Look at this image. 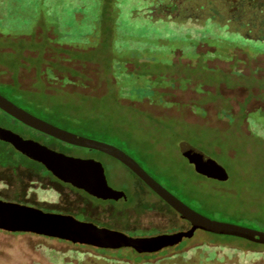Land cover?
Wrapping results in <instances>:
<instances>
[{"label":"rangeland","instance_id":"rangeland-1","mask_svg":"<svg viewBox=\"0 0 264 264\" xmlns=\"http://www.w3.org/2000/svg\"><path fill=\"white\" fill-rule=\"evenodd\" d=\"M232 2L175 0L177 6L155 13L156 19L163 20L154 21L140 11L144 0H49L53 16L44 17L45 23L55 27L62 18L69 28L63 32L70 35L97 24L100 34L90 43H70L66 50L60 31L55 30L46 55L50 59L47 72L64 63L70 75L67 78L57 71L54 79L46 76L48 91L58 93L54 98L38 99L33 106L20 104L56 126L122 148L202 214L264 231V28L252 32L254 39L240 34L245 30L233 20L237 9L229 10ZM82 7L93 21L75 27L72 13ZM112 10L123 26L120 32L113 28L117 20ZM213 12L218 13L217 20ZM115 42L125 46L116 51ZM90 59L98 62L87 63ZM127 64L134 70L128 71ZM0 78L13 81L10 72ZM18 79L22 87L34 88L36 70L23 68ZM135 107L160 118L153 119ZM0 126L37 138L67 155L98 159L110 186L138 196L141 203L124 210L128 204L123 201L88 197L89 202L41 178L56 180L40 164L33 165L40 176L32 167L22 169L19 176L0 168V199L37 204L46 212L64 210L79 220L130 236L191 227L119 160L43 134L1 109ZM179 138L222 165L228 179L218 182L200 177ZM12 157L23 165L32 164L0 141V164H14ZM251 242L198 230L182 246L139 256L132 248L105 249L0 229V264H264V249L251 254ZM218 244L225 247L214 248ZM215 249L216 257L209 258Z\"/></svg>","mask_w":264,"mask_h":264},{"label":"water","instance_id":"water-1","mask_svg":"<svg viewBox=\"0 0 264 264\" xmlns=\"http://www.w3.org/2000/svg\"><path fill=\"white\" fill-rule=\"evenodd\" d=\"M0 109L23 124L65 143L105 153L126 165L182 218L191 223L188 230L163 233L156 236L135 237L125 232L82 221L71 214L46 212L30 206L0 199V229L11 232H32L60 238L73 243L105 249L132 248L138 253H156L179 245L202 230L219 235L235 236L264 245V231L210 218L197 211L147 172L143 166L122 148L63 129L20 107L0 93ZM0 140L11 143L19 152L42 163L48 171L65 183L103 199H128L123 190L110 186L104 164L94 158H81L34 140L26 139L12 129L0 126ZM186 156L196 160V169L209 177L226 180L227 170L204 152L182 141ZM198 160V161H197ZM201 163V164H200Z\"/></svg>","mask_w":264,"mask_h":264},{"label":"trees","instance_id":"trees-1","mask_svg":"<svg viewBox=\"0 0 264 264\" xmlns=\"http://www.w3.org/2000/svg\"><path fill=\"white\" fill-rule=\"evenodd\" d=\"M108 1L111 2L112 0H108ZM144 2L145 3L143 4V7L140 9V11L147 18L154 21L163 20L162 18L156 19L155 13L158 12L160 13L165 8L169 9L177 6L175 0H144ZM82 3H84V0H82ZM48 4H49V0H32V1L0 0V76L1 74H4L6 72H10L13 76L12 82H3L0 78V89L3 90V91L0 90V93L6 96L7 98H9L10 100H12L13 102H15L17 105H19L22 108L24 107L20 104V102H25V103L28 102L29 105L33 106L37 104L36 100L38 99L40 100L51 99L58 94L56 92L48 91V86L46 85V76L50 75L54 79V77L57 76L56 73L57 71L61 72L63 76H66L67 78L70 75L66 71L67 65H65L64 63H59L58 68H51L50 69L51 73L47 72V68H48L47 63L50 62V59H48L46 55L50 53L51 50L50 43L51 40L55 38V33H54L55 30L60 31L61 35L59 38L63 42L62 47L66 50L71 47L70 43H74V44L90 43L91 41H94L97 37H99L98 34H100L99 33L100 27L97 24L91 25L88 28L87 27L82 28L80 33H74L70 35L69 33L63 32L65 29L68 30L69 28L68 25L66 24V21L62 18H58L57 20L58 25L55 27L52 26L51 24L49 25L45 23L43 20L44 17L45 19L46 18L48 19L53 16L52 11L49 9L50 4L49 5ZM110 13L114 18V21L116 20L118 21L115 22L114 25L115 27L113 26V28L118 32H120L123 26L120 25L121 23H119V20L117 19L118 13L114 12L113 10L110 11ZM87 16L88 14H86L84 7H82V9L79 10V12L72 13V17L75 22L74 24L75 27H80L81 25H84V22H87V20L88 22L92 23L93 17L90 16L87 17ZM218 16H219L218 13L213 12V18L215 20H217ZM110 29L111 28L109 27V30ZM124 46L125 44L123 45L119 42H115L114 45L116 51L122 50ZM96 62L98 61L91 59L87 61V63H92V64L93 63L96 64ZM172 63L175 65L178 64L173 61ZM128 65L129 64L126 65L127 70L133 71L134 69L130 70ZM23 68H34L36 70L37 84L34 88H30V89L24 88L20 84L18 76H19V72ZM144 76L150 79L152 78L151 74H145ZM111 80H114V78L112 77ZM223 86L229 87L226 84L221 85V87ZM138 110L144 112L145 114L150 115V117L153 119L160 118V116L153 115L141 109ZM184 140L185 139L183 138H179L177 142L179 143ZM216 150L218 152L220 151L219 148H217ZM11 160L15 161L14 164L19 163L16 162L14 157H12ZM31 162H32L31 164L32 166L34 164H40L33 160H31ZM9 165H11V163H9ZM197 173L200 175V177L211 178L198 171ZM211 179H214L218 182L226 181L218 178H211ZM127 195H128V200L126 202L125 201L123 202L127 203L128 206L123 209L134 207L133 206L134 204H137V206L140 205L141 200L138 196L136 195L130 196L129 194ZM185 203L196 209L192 204L188 202ZM228 237H234V236H228ZM249 244L250 247H248V249L253 255L260 252L259 250H256L257 248L264 249L263 244H259L255 242H251ZM218 247H225V246L224 244H218L214 248H218ZM230 249L237 250L234 247ZM102 251H106V250L102 249ZM133 251L135 250L133 249ZM135 253L139 256L149 254V253H138L136 251ZM216 255H217V251L215 249L213 251V254L209 255V258H215Z\"/></svg>","mask_w":264,"mask_h":264},{"label":"flooded vegetation","instance_id":"flooded-vegetation-1","mask_svg":"<svg viewBox=\"0 0 264 264\" xmlns=\"http://www.w3.org/2000/svg\"><path fill=\"white\" fill-rule=\"evenodd\" d=\"M233 8L237 9V13H233V20L236 21L238 24H239V27L244 29L245 32L243 31H240L239 33L244 35L245 37H248L249 39H254L255 36L252 35V32H261V30L264 28V0H235V2H232L231 5H229V10H233ZM230 24V22H229ZM230 27V25H228ZM258 39L260 40H263L262 37H258ZM3 111V110H2ZM7 114V113H6ZM29 127V126H28ZM31 128V127H30ZM10 129V128H9ZM16 132V131H15ZM18 133V132H17ZM21 136H23L24 138L26 139H34V140H37L47 146H49L50 148L52 149H55L57 151H60L58 149H56L55 147L53 146H50L46 143H44L43 141L37 139V138H34V137H31V136H27V135H23L21 133H19ZM44 134V133H43ZM47 135V134H46ZM2 141V140H0ZM4 143L10 145L16 152L17 154H21L25 157H27L26 155L22 154L21 152H19L16 148H14V146L11 144V143H8L6 141H3ZM61 152V151H60ZM128 153V152H127ZM131 155V154H130ZM132 156V155H131ZM133 157V156H132ZM28 159H30L29 157H27ZM84 158H94L92 156L90 157H84ZM187 158L191 161V163L195 166H196V160L193 158V160H191V158H189L187 156ZM32 160V159H31ZM98 160V159H97ZM137 160V159H136ZM34 161V160H33ZM138 161V160H137ZM198 161V160H197ZM37 162V161H35ZM139 162V161H138ZM40 163V162H38ZM140 163V162H139ZM41 165H43L42 163H40ZM141 164V163H140ZM201 164V163H200ZM142 165V164H141ZM44 166V165H43ZM143 166V165H142ZM30 167L33 168V166L31 165H23L21 163H17V164H5V165H1L0 164V168L2 170H6L5 172H7L9 169L12 170V172H14V175L15 176H19V172L23 170H29L31 169ZM45 167V166H44ZM46 168V167H45ZM144 168V166H143ZM35 169V168H33ZM32 169V170H33ZM47 169V168H46ZM145 169V168H144ZM146 170V169H145ZM147 171V170H146ZM198 171V170H197ZM31 172V171H29ZM39 175L38 171L35 169L34 173ZM50 172V171H49ZM148 172V171H147ZM51 173V172H50ZM134 173V172H133ZM52 174V173H51ZM135 174V173H134ZM151 174V173H150ZM203 174V173H202ZM53 175V174H52ZM136 175V174H135ZM205 175V174H204ZM40 176V175H39ZM137 176V175H136ZM153 176V175H152ZM207 176V175H206ZM41 178H44V179H48L49 181H51V183H56V184H59L60 186L64 187V188H69L72 192L74 193H77L79 195H81L82 197L86 198L88 200V197H93L99 201H115V200H103V199H99V198H96L92 195H90L89 193H87L86 191L84 190H81V189H78L76 187H74L73 185H71L70 183H65L63 181H61L60 179H58L57 177H55L53 175V177L56 179V180H51L50 178L48 177H44V176H40ZM154 177V176H153ZM137 178L145 185H147L144 181H142L138 176ZM155 178V177H154ZM211 178H214V177H211ZM148 186V185H147ZM54 187V186H53ZM149 187V186H148ZM31 188V187H29ZM150 188V187H149ZM151 189V188H150ZM152 190V189H151ZM128 194V193H127ZM161 198V197H160ZM162 199V198H161ZM128 200V199H127ZM125 199H120L118 201H127ZM163 200V199H162ZM89 201V200H88ZM164 201V200H163ZM12 202H17V201H12ZM90 202V201H89ZM165 202V201H164ZM17 203H21L23 204L22 202H17ZM92 203V202H91ZM25 204V203H24ZM94 204V203H92ZM26 205H30V204H26ZM37 204H33V206H36ZM97 205H100V204H97ZM165 205L168 206L170 209H172L177 215L180 216V214L178 212H176L169 204H167L165 202ZM38 207V206H36ZM132 208V207H131ZM130 208H126L124 210H128ZM59 212L58 213H63V214H70L69 212H65L64 210H60L58 209ZM73 215V214H71ZM181 217V216H180ZM182 218V217H181ZM184 221H186L188 224L191 225V223L187 220H185L184 218H182ZM156 235H159L158 234H152L150 236H156ZM135 237H148V236H135ZM194 237V236H193ZM181 244V243H180ZM165 250V249H164Z\"/></svg>","mask_w":264,"mask_h":264}]
</instances>
